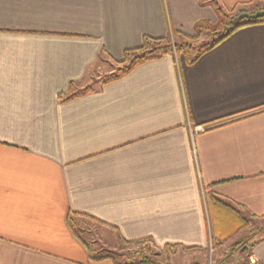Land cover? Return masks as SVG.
Masks as SVG:
<instances>
[{"label":"crops","instance_id":"crops-1","mask_svg":"<svg viewBox=\"0 0 264 264\" xmlns=\"http://www.w3.org/2000/svg\"><path fill=\"white\" fill-rule=\"evenodd\" d=\"M263 8L0 0V264H113L89 259L79 220L119 241L192 254L211 242L213 199L250 224L263 220L264 23L191 64L173 53L114 80V70L94 77L105 64L121 67L144 38L179 43L217 27L221 12ZM247 251L264 264V236Z\"/></svg>","mask_w":264,"mask_h":264},{"label":"rangeland","instance_id":"rangeland-1","mask_svg":"<svg viewBox=\"0 0 264 264\" xmlns=\"http://www.w3.org/2000/svg\"><path fill=\"white\" fill-rule=\"evenodd\" d=\"M236 12L226 13L227 15L235 16ZM219 23L216 29L218 31L222 30ZM216 26V25H215ZM215 38L209 36L208 34H202L199 40L192 42L195 49L192 53H196L197 50L202 49L207 44H210ZM213 38V39H212ZM173 40V38H170ZM184 56V55H183ZM189 56L185 57L187 61ZM190 58V57H189ZM130 60V59H129ZM118 66H112L110 64L100 67L95 73L96 78L101 80L105 79L110 71L116 73ZM91 76H89L90 78ZM90 80V79H89ZM95 84V83H94ZM91 85V84H89ZM93 86V85H91ZM95 87V86H94ZM91 88V87H87ZM78 221V220H77ZM80 225L76 226L77 232L81 238H83L85 243L90 247V250L97 252L100 257L108 258L109 262L116 264H125L127 262H137L142 256L148 257L157 264H248V249L258 239L264 235V219L261 221L252 222L251 224L247 222L244 228L237 231L226 241L218 239L216 243V238L211 232L209 236L211 242L207 248V251L187 253L179 248L165 247L159 248L155 247L152 243L142 241L136 244H126L124 241H119L113 234V232L106 230L92 222H84V224L79 220ZM84 228L82 232L80 228ZM230 230L228 233H231ZM94 258H98L94 256Z\"/></svg>","mask_w":264,"mask_h":264},{"label":"trees","instance_id":"trees-1","mask_svg":"<svg viewBox=\"0 0 264 264\" xmlns=\"http://www.w3.org/2000/svg\"><path fill=\"white\" fill-rule=\"evenodd\" d=\"M257 10V9H256ZM258 11V10H257ZM236 12L235 16L233 15H227L223 12H221V21H220V27H222L221 31H218L216 29H211L209 27H198L197 34L195 37H182L179 35V43H176L173 40L168 39H147L144 38L141 47L133 50H128L124 52L123 55V61H122V66L119 67L108 81L117 79L130 71H132L135 67L144 64L148 61L160 59L162 56L166 54H173V53H179V54H184L186 50H194L195 46L192 44L196 39H198L201 36V32L207 31L206 34L209 36H213L215 38L217 35L218 38L213 39L210 44H207L205 47L202 49L197 50V52L194 54L192 60L187 59V63L191 64L194 61H196L204 52L210 50L213 48L217 43L220 41L224 40L226 37H228L230 34H232L234 31L244 27V26H249V25H256V24H262L264 23V17L253 20V21H247V20H238L237 17L240 14H252L254 12H247L243 9H239L237 11L232 10L230 13ZM203 30V31H202ZM186 57V56H185ZM130 59V60H129ZM106 81V82H108ZM90 89H87L88 91ZM59 100L61 102H66L74 98V96H64V95H59ZM214 205L217 210V213L219 214V218H217V224L213 225L212 229V234L215 236L216 239H224L225 241L230 238L233 234H235L237 231L241 230L242 228L245 227L247 224V221L242 219L241 217H238L237 214L232 211V210H223L227 209L226 206L221 204L219 201L213 199ZM232 213V214H231ZM233 215L237 217L238 225L232 224L233 221ZM230 230L231 233H228ZM264 236V235H263ZM143 240L139 241H131V242H124L126 244H136L140 243ZM88 253H89V259L90 260H96V261H102V260H108V258L100 257L99 255L97 256L98 258H92L91 252H90V247H87ZM116 264V263H113ZM125 264H157L148 257L142 256L139 261L137 262H127Z\"/></svg>","mask_w":264,"mask_h":264},{"label":"water","instance_id":"water-1","mask_svg":"<svg viewBox=\"0 0 264 264\" xmlns=\"http://www.w3.org/2000/svg\"><path fill=\"white\" fill-rule=\"evenodd\" d=\"M264 17V8L261 10H258L252 14H240L237 19L238 20H247V21H253L259 18Z\"/></svg>","mask_w":264,"mask_h":264},{"label":"built area","instance_id":"built-area-1","mask_svg":"<svg viewBox=\"0 0 264 264\" xmlns=\"http://www.w3.org/2000/svg\"><path fill=\"white\" fill-rule=\"evenodd\" d=\"M204 129L198 127L196 129L193 130V132H199V131H203ZM248 264H259L256 259L252 258V257H249L248 258Z\"/></svg>","mask_w":264,"mask_h":264}]
</instances>
